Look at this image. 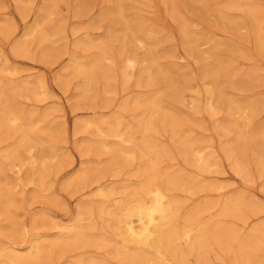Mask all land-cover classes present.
Here are the masks:
<instances>
[{
  "label": "rangeland",
  "instance_id": "374dc122",
  "mask_svg": "<svg viewBox=\"0 0 264 264\" xmlns=\"http://www.w3.org/2000/svg\"><path fill=\"white\" fill-rule=\"evenodd\" d=\"M231 3L238 8L228 9ZM118 6L127 21L147 36L139 49L118 21L114 9ZM22 7L25 10L21 11ZM247 7L264 12V0H0V90H15L21 84L27 89L35 86L39 98L10 93L8 100L25 118L41 120L36 126L38 144L29 150L25 144V149H18L27 151L30 159L20 175L4 158L16 147V138L0 131V166L6 171L0 178V196L11 193L16 198L9 217L17 216L13 226L0 215V250L18 251L20 256L33 252L35 256L32 246L53 243L64 230L51 224L62 222L71 228L80 220L82 209L81 224L90 241L65 251L54 247L41 264H121L114 259L124 245L115 221L143 181L137 173L142 168V154L135 144L141 138L138 131L148 116V104L139 101L153 96L186 121L178 129L180 135L206 148L204 152L213 154L218 162L211 173L200 174L181 155L170 128H159L154 140L168 151L162 170L215 184L214 189L200 193L177 192L183 198L182 212L211 203L216 207L205 214L209 227L234 226L239 237L254 235L258 226L264 229V143L257 142L260 137L250 136L264 123V105H260L264 98V50L254 41L256 30L245 13ZM192 34L210 39L202 50L217 46L219 51L216 47L205 57L196 49L188 50L184 39ZM81 44L88 46L82 48ZM129 59L133 67H128ZM74 61L83 70L97 62L91 74L92 91L84 97L79 90L85 76H90H84V71L75 73ZM154 68L159 71L152 77ZM210 68H217L219 80ZM41 82L46 90L39 87ZM64 83L68 85L62 86ZM209 99L217 115L207 111ZM0 103L1 115L7 104ZM234 103L247 110L234 116L237 127L221 134L218 127L229 123ZM157 119L151 118L156 125ZM130 134L134 143H122ZM223 148L234 149L249 176L237 174ZM43 168L48 173L41 189L37 173ZM83 173L87 178L80 184L76 178ZM98 186L104 191H97ZM233 199L241 200L244 220L220 214L219 204ZM254 236L261 238L260 234ZM216 250L209 263L230 264V257H218ZM260 258L264 262V249ZM189 264H198L196 258L189 257Z\"/></svg>",
  "mask_w": 264,
  "mask_h": 264
},
{
  "label": "bare ground",
  "instance_id": "6f19581e",
  "mask_svg": "<svg viewBox=\"0 0 264 264\" xmlns=\"http://www.w3.org/2000/svg\"><path fill=\"white\" fill-rule=\"evenodd\" d=\"M236 8H238L237 4L231 3L228 6V9H236ZM21 9H22L21 11L25 10V8L23 7ZM114 9H117V11L116 10L115 11L117 18L119 19L118 21L124 26L125 30L128 33H131L130 42L132 43L134 48L139 49L138 48L139 45L145 42L147 36L140 31L139 26H133L130 24L131 22L129 23L127 21L126 17L124 16L123 9H121L120 6H118L117 8L115 7ZM228 9H226V11ZM115 11L113 15H115ZM245 13H247V17L250 20L252 26L254 27V30H256L257 40L254 41H256L257 48L263 51L264 50V12L260 11V9L258 10L257 8L247 7ZM101 19L104 20L105 16H102ZM209 43H210V39L201 34L186 35L184 39V46L188 50L196 49L199 51V54H201L202 56H205L209 51H214L216 49L217 46H214L208 51L202 50V48L206 47ZM87 46L88 45L81 44L82 48ZM21 48L22 47L20 46L18 50ZM217 50L219 51L218 47ZM148 55H150V53ZM153 58H150L149 56L147 57V59L150 60L151 63L155 64L156 60H154L155 58L154 59ZM132 64H133L132 59H129L128 67H133ZM95 66H97V62H94L93 65L91 64L90 70L88 69L83 70L82 65H80L76 61L73 62L72 70H74L75 73L79 74V73H83L84 71V76L85 75L90 76L89 78L85 76V81H84L85 84H83L82 85L83 87L79 90L80 94L83 97L88 95L89 92L92 91L91 74L94 71ZM158 71L159 70L155 69L153 72H151V76L152 77L155 76L156 73H158ZM210 71L212 76L214 75L217 76V79L219 80L217 68L215 70L214 68H210ZM103 77L105 79H108V77L104 73H103ZM38 85L43 90L47 89L44 82L38 83ZM66 85L68 84L67 83H64V85L62 84V86H66ZM187 85L188 84H186L185 87L184 86L183 87L186 88ZM20 86H17L18 88H16L15 90L14 87L13 89L3 88L2 90H0V102H4L5 104H7V106L2 109V114L0 115V131L2 135L9 134L10 136L15 137L17 141L16 147L13 148L11 151L6 152L4 158L12 168V171L13 169L16 170L18 175H20L19 173H21L23 167L30 160L26 155L27 151H19L18 149L24 148L23 144H25V148H27L28 150L31 149L34 145L38 144L40 135L38 133V130L36 129V126L41 122L40 119L34 118L33 116L25 118L26 117L25 115L24 116L21 115L22 114L21 111L15 110L14 108L15 103L12 104V101L10 102L8 100L9 95L12 97V95L16 96L19 94H27V93L28 95L33 94L39 98V95L36 93L35 86L32 88L28 87L29 89H27V86L25 87L22 84ZM176 95H178V93ZM175 97L177 98V100L180 99L179 96H175ZM144 103L148 104V108L146 109L148 118L145 117L144 120H142L141 129L138 131V134H140L141 138L140 141L137 140L138 143L135 144L142 154L141 155L143 159L142 168L140 167L137 170V173L139 174V177L143 178V181L141 182L139 188L133 190L132 199L124 205V211L117 216L118 221H115L118 222L116 226L120 231V235L122 236L124 245L121 248L117 249L114 255V259L121 262V264H172V263L175 264L176 262L179 264H189V257H195L198 264H210L209 257L212 251L217 249L218 257L220 256L230 257V264H264V262L260 258V254L264 249V229L262 227L258 226L253 230L254 235L260 234L261 238H257L253 234L239 237V234L234 226L209 227L210 225L208 226L205 220V214L216 207V205L211 203L204 204L203 207L195 208L186 213L182 212L183 198L181 199L178 196L179 194L177 192L179 191L183 192V190H188L187 192H189V190H192L195 193L197 192L200 193L202 191H205L206 189L207 190L214 189L215 184L213 183L203 184L202 181H199L198 179L193 177H189V176L185 177L182 176V174L177 175L169 171L164 172L162 170V164H163L164 156L168 155V151L165 148H162V146L157 145L156 141L154 140V136L160 134L159 128L160 127L163 129H166L168 127L170 128L174 143L178 145V148L181 151V155L185 158L186 162H188L191 166H194L195 169L200 174L211 173V170L214 168V166L217 165L218 162L216 163V157H214L213 154H206L204 152L206 148L199 147L197 146L198 145L197 142H195L193 139H189L188 137L185 138V136L180 135L178 129L180 130L182 125H185L184 124L185 120L181 116L177 115L178 113L177 111L175 112L170 111L162 107L161 101L156 96H153L148 100H144V101L142 100L141 102L139 101V104L141 105H143ZM236 103H234L229 109L232 116L229 120V123L225 126L223 125L218 127V131L221 134H226L230 127L231 128L237 127V122L234 116L235 115L237 116V114H242V112H245L247 110L246 109L244 111L245 107L243 108L241 104H236ZM260 105H264V98L263 101L260 103ZM207 111L213 115L218 114V111L216 110V108H214L212 104V99H209ZM153 116L154 118L155 116L158 117L159 119L158 125H156L151 120ZM101 129H102L101 126H99L98 130L101 131ZM78 130H80V128L76 127V131ZM114 133H115L114 135L115 137H120L119 133L117 132ZM263 134H264V123L256 126L255 129H253V134L252 135L250 134V136L252 138L260 137V140L257 142L261 141V143H264L263 141L264 138L262 139L261 137V135ZM242 136L241 134H239V139H241ZM121 140L122 143H126V142L134 143L135 138L134 135L130 134V136H128L126 139L123 138ZM232 143L234 144L233 141ZM228 145L229 144H227V146ZM103 148H105V145H103ZM239 148L240 147H238V149ZM223 149L225 152L224 154L228 156L227 159L233 162V167L235 168L237 174L243 176L248 175L247 174L248 170L245 171L243 165L236 159L235 156L237 155H234L233 152L234 149L233 150L231 148L230 149L223 148ZM254 150L258 151L256 149ZM259 154L260 153H258V155ZM259 164L260 163L258 162L257 165L259 166ZM47 170L48 169L43 168L40 172L37 173L42 182L41 189L43 187V183L48 173ZM4 171H5V167L0 166V175H1L0 178L4 175ZM84 177L87 178V176H85L83 173L77 176L76 181L82 184L85 182ZM0 190L2 189L0 188ZM97 191L103 192L104 189L102 186H98ZM10 194H5L2 197L0 196V215H2L3 217L4 216L7 217V220L10 219L11 217L10 207L15 205L16 203L15 202L16 198L14 199L13 196ZM219 206L221 212L220 214L223 217L232 218L241 221L244 220V217L246 216V212L242 211L244 209H242V202L240 199H233L230 200L229 202L221 203L219 204ZM82 208L84 209V207ZM80 211L78 216V218L80 217L79 218L80 220L77 221L76 224L71 228L66 227V225H63L62 222H58V223L51 222L52 223L51 226L53 228L61 229V230L64 229L65 231L64 230L63 232L61 231L58 234L59 237H57L53 243L47 244L45 246H43L42 244H36L35 246H32L30 250L36 251L35 256H33V252H30L25 256H20L19 254H17L18 251L15 252L11 250L6 252L4 248L3 250L2 249L0 250V264H41L48 260L51 254L50 252L52 249H54V247L61 249L64 248L65 251V248L67 247L79 248L80 246L86 244V241H90V240H89V236L86 233V230L81 224L82 216ZM14 217L8 220L13 226L16 225V222L13 221ZM47 221L45 222L46 224L50 223ZM65 235H69V237L67 236V238H65Z\"/></svg>",
  "mask_w": 264,
  "mask_h": 264
}]
</instances>
